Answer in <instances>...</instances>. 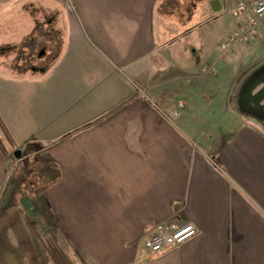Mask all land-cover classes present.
Instances as JSON below:
<instances>
[{"label":"crops","instance_id":"1","mask_svg":"<svg viewBox=\"0 0 264 264\" xmlns=\"http://www.w3.org/2000/svg\"><path fill=\"white\" fill-rule=\"evenodd\" d=\"M182 4L0 0V117L20 149L46 158L40 194L18 204L0 157V264H52L28 216L85 264H264V119L237 120L232 101L213 97L202 67L215 53L200 56L198 36L169 47L203 9L189 0L184 19ZM39 24L61 30L58 49L21 65ZM187 222L194 236L146 249L158 225Z\"/></svg>","mask_w":264,"mask_h":264},{"label":"rangeland","instance_id":"2","mask_svg":"<svg viewBox=\"0 0 264 264\" xmlns=\"http://www.w3.org/2000/svg\"><path fill=\"white\" fill-rule=\"evenodd\" d=\"M202 7L198 10V17L196 16L195 25L190 27H183L177 33L171 35L169 38V47L177 45L176 41L181 38L182 42L179 46L183 51L187 50L190 45L185 39L188 35L198 36L197 42L193 43V47H197L199 55L202 57L208 51L215 53V66L213 71H209V75L213 74L215 91L214 96L218 100L229 101L228 103L235 104L231 109V113L236 115L237 120L239 115H242L244 120L252 117L251 103L247 101L246 91L249 83H252L256 74L264 70V31L259 33L256 37L248 40L245 43L237 45L232 51L224 52L221 47V40L227 35V22L232 28L235 25V17L227 0L223 2L224 14L217 15V12H212L209 8L204 7V0ZM189 0H183L182 9L175 11L177 14L184 16V19L190 14V9L187 10ZM210 3V1H209ZM189 6V5H188ZM187 12V13H186ZM186 14V15H183ZM47 16V15H46ZM222 20L225 21L222 27ZM181 24H185L182 22ZM36 37L34 40L24 42L23 54L21 56V65H46L53 57L58 49L61 30L52 28V26H42L39 24L36 27ZM178 48V49H179ZM18 57V58H19ZM218 59V62H217ZM12 64H18V60H12ZM201 72V71H200ZM174 97V95L172 96ZM246 99V108H239L238 100ZM238 104V106H237ZM241 104V103H240ZM232 107V106H231ZM238 108V109H237ZM224 107L216 105L214 108L215 115L220 114ZM232 115V116H233ZM219 119L218 117L215 120ZM264 127V123L262 124ZM8 130V129H7ZM10 133V132H9ZM11 135V134H10ZM0 137L3 139V144L7 151V179L3 187V193L12 195V199L18 204L25 203L33 197H37L42 189V184L45 182L44 175H46L44 163L46 161L45 154L40 151H33L27 153V149H20L16 143L12 146L5 138L0 129ZM13 139V138H12ZM16 152L18 154H16ZM38 222L43 223V220L38 217ZM52 242L57 244L75 264H81L76 253L71 249L69 243L63 235L52 237ZM54 238V239H53Z\"/></svg>","mask_w":264,"mask_h":264},{"label":"built area","instance_id":"3","mask_svg":"<svg viewBox=\"0 0 264 264\" xmlns=\"http://www.w3.org/2000/svg\"><path fill=\"white\" fill-rule=\"evenodd\" d=\"M235 17L234 28L222 40L224 52L232 51L237 45L245 43L264 31V0H227ZM212 67H203L204 71ZM196 234V227L183 223L171 229L162 225L156 227V233L145 240L150 252L162 253L176 247Z\"/></svg>","mask_w":264,"mask_h":264},{"label":"trees","instance_id":"4","mask_svg":"<svg viewBox=\"0 0 264 264\" xmlns=\"http://www.w3.org/2000/svg\"><path fill=\"white\" fill-rule=\"evenodd\" d=\"M0 129L4 134V138L12 145L15 146L12 136L7 130L4 122L0 117ZM7 156L6 148L3 144V139L0 137V157L5 158ZM28 222L32 229L36 232V234L41 239L48 257L52 264H75L74 260H72L57 244L52 242L50 234L46 230L45 223H39L37 216H28ZM74 252L76 253L81 264H85L82 256L79 254L77 249L72 245Z\"/></svg>","mask_w":264,"mask_h":264},{"label":"water","instance_id":"5","mask_svg":"<svg viewBox=\"0 0 264 264\" xmlns=\"http://www.w3.org/2000/svg\"><path fill=\"white\" fill-rule=\"evenodd\" d=\"M210 7L214 11H218L221 7L219 0H210ZM262 81L263 86L253 91L257 84ZM247 101L251 103L252 110H249L252 114H256L264 119V70L260 71V73L256 74L252 83L248 84L246 91ZM246 99L241 98V106L242 108H246L247 105L245 103ZM16 154H18L16 152Z\"/></svg>","mask_w":264,"mask_h":264}]
</instances>
